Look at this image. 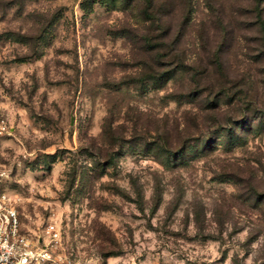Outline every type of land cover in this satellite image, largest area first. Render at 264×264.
<instances>
[{
	"label": "rangeland",
	"instance_id": "obj_1",
	"mask_svg": "<svg viewBox=\"0 0 264 264\" xmlns=\"http://www.w3.org/2000/svg\"><path fill=\"white\" fill-rule=\"evenodd\" d=\"M146 3L0 0V193L36 264H264V0Z\"/></svg>",
	"mask_w": 264,
	"mask_h": 264
},
{
	"label": "built area",
	"instance_id": "obj_2",
	"mask_svg": "<svg viewBox=\"0 0 264 264\" xmlns=\"http://www.w3.org/2000/svg\"><path fill=\"white\" fill-rule=\"evenodd\" d=\"M3 129L0 120V132ZM48 231L56 234L51 224ZM48 255L44 245L32 241L22 230L17 207L0 193V264H36Z\"/></svg>",
	"mask_w": 264,
	"mask_h": 264
},
{
	"label": "trees",
	"instance_id": "obj_3",
	"mask_svg": "<svg viewBox=\"0 0 264 264\" xmlns=\"http://www.w3.org/2000/svg\"><path fill=\"white\" fill-rule=\"evenodd\" d=\"M147 1V3L146 4H150L151 3V0H146ZM142 10V12H146L147 11V6L145 7V8H142L141 9ZM171 73L172 72H169V74L168 75H171ZM160 74V73H159ZM159 76H157V74L155 75V74H153L152 76H151V79H153V80H156L157 78H158ZM215 94V93H214ZM213 94V96L211 97V98H207L206 100V102L208 103V107H211V108H214V109H216V110H214L213 111V114H212V116L213 117H215L216 116V113H217V110H219L218 108H219V106H220V98H217V96L216 95H214ZM236 119H238V120H236ZM243 118L241 117H235V118H228V119H225V120H221L220 118H218L217 119V121L219 122V123H221L222 121L224 122V123H228V125H223L222 127L220 126V124H219V126L221 127L219 130H218V132H217V135H220V134H223V136H224V139H226L225 140V142H226V144L228 143V141L230 142V141H232V142H234V140L235 139H237L238 138V135L235 133V131H234V128L233 127H235V125H238V123L242 120ZM226 121V122H225Z\"/></svg>",
	"mask_w": 264,
	"mask_h": 264
}]
</instances>
